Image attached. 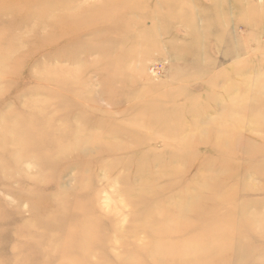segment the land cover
<instances>
[{"label": "rangeland", "instance_id": "374dc122", "mask_svg": "<svg viewBox=\"0 0 264 264\" xmlns=\"http://www.w3.org/2000/svg\"><path fill=\"white\" fill-rule=\"evenodd\" d=\"M37 1L21 3L41 6V15H29L42 27L38 31H32V23L24 26L28 20L25 13L13 19L0 12V136L7 137L18 126L12 133L24 125H35L37 118L47 113L46 108L57 111V117L65 121L67 116L59 103H49L53 94L60 93L65 102L69 101L72 117L66 125L58 121L53 124L60 133L64 129L70 132L51 136L50 140L61 145L52 156L64 163L55 167L48 181V170L40 171L39 165L42 146L51 142L48 138L38 142L37 154H22L14 142L10 146L16 147L18 159L6 171L9 175L0 178V264L46 261L33 248L25 249L26 243L39 234H45L39 241L42 247L58 245L66 238H48L52 230L56 232L57 224L48 228L45 223L38 225L54 214L52 202L43 205L42 200L34 214L32 202L19 197L36 181L44 183L38 184L40 194L71 192L70 203L76 193H83L81 205L102 215L99 231L108 237L126 230L127 248L133 251L137 245L164 237L161 232L148 234L144 230L134 237L129 235L135 231L134 221L142 224L151 210L156 217L170 215V222L175 224L185 221L186 228L192 221L198 223L195 240H201L206 250L215 249L217 241L208 239L215 228L214 216L195 221L198 217L192 212L206 190L215 192L211 197L217 200L226 199L232 189H240V182L247 181L251 191L225 200L247 203L230 208L232 215L227 216L239 232L223 241L236 246L220 254L227 261L219 257L215 261L264 264V183L256 173H250L246 179L223 186L208 170L209 163H220V155L203 141L194 142L198 137L208 138L205 130L208 132L211 125L226 126L217 119L232 98L240 97L244 90L250 98L257 94V88H264V0H45L40 5ZM76 5L79 9L74 10ZM86 7L90 14L82 15ZM75 12L72 23L60 24L64 14ZM52 18H59L57 25L49 23ZM20 20L21 25H15ZM153 95L160 100L149 102ZM165 104L167 107L162 106ZM28 108L34 111L33 116H27ZM151 110L159 112V120H146L152 116ZM78 112H84L93 127L78 122ZM10 115L15 116V122ZM25 115V121L20 122ZM123 129L129 133H121ZM113 130L120 133L115 135ZM238 130L241 144L250 140L258 144L264 139V131L247 122ZM90 136L95 137V143L87 142ZM107 147L111 153L104 151ZM129 155H137L138 163L128 164ZM5 163L0 161V165ZM137 170L141 171L140 178L133 176ZM166 174L171 179L156 182L158 176ZM241 189L245 190L243 186ZM156 195L164 201L149 207L146 201ZM72 210L65 224L72 222ZM226 211L220 208L217 214ZM244 220H250L248 227H242ZM23 222L32 226L30 233L17 235ZM152 224L157 225L153 218ZM182 234L179 238L188 244L191 233ZM97 241L107 243V238ZM122 249L115 242L92 253L88 260L107 264L110 255L115 264ZM52 252L56 254L45 256L53 258L52 264H85L78 260L82 258Z\"/></svg>", "mask_w": 264, "mask_h": 264}, {"label": "bare ground", "instance_id": "6f19581e", "mask_svg": "<svg viewBox=\"0 0 264 264\" xmlns=\"http://www.w3.org/2000/svg\"><path fill=\"white\" fill-rule=\"evenodd\" d=\"M25 0H0V12L2 14L5 13L8 17H18L21 14L28 15L27 23L24 22V26L30 25L31 23L34 24L33 30H41L40 24L35 20L34 18H37L39 15L43 13V10L41 9V6L38 5H31L21 2ZM45 0H38V4L44 2ZM2 2L4 5H2ZM44 5V4H43ZM70 9L72 7H69ZM67 8V9H69ZM3 9V10H2ZM79 9L77 5L75 6L74 10ZM88 7L83 8L82 11L83 14H90L88 12ZM37 14V15H36ZM29 15H36V17L31 18ZM64 19L60 21V24H69L72 23V18L77 16L75 13H69L64 14ZM69 18V19H68ZM14 19V18H13ZM58 19L52 18L50 22H52V25L58 24ZM88 20V19H84ZM58 21V22H57ZM16 22V21H15ZM20 22H16V24H20ZM26 24V25H25ZM21 25V24H20ZM47 40V38H43ZM54 39V38H53ZM68 88V87H67ZM63 92L65 90H62ZM243 91V95L241 94V99L238 98H232L230 101V104L226 106L225 112H222L220 117L217 119L218 122H222L226 124L224 127H218L219 124L211 125L207 130H205V133L210 134L208 138H194V142L203 141L204 144H207L212 148V152L220 155V163L216 162V164L210 165L208 164V170L209 174H213V177L215 178L219 177L222 181L223 186H227L230 183L236 182V180H243L246 179V177L250 173H256L260 179L262 184L264 183V139L259 142L258 144H254L252 142H247L245 144L240 143L241 134L239 132V128L242 125L243 122H247L252 128H254L257 131H264V88H257L255 91L257 92L256 95L252 97H248V92L245 93ZM62 94V93H60ZM60 94L53 96V99L49 101V103L52 105L55 104L57 106V103H59V107L64 114H66L67 119L65 121L60 118V116L57 117V111L52 109L46 108L47 112L44 116H35L37 118V123L33 126L30 125H24L21 129L18 131L11 130L6 137L0 136V161H6L5 164L0 165V178L6 174V171L9 169V166L16 165V160L18 159L17 153H16V147L12 148L10 147L13 142L14 145H17L20 147V152L22 154H37L39 153V143L42 142L45 138H48L49 144L48 146L43 145L44 148L42 152V157L39 159V165L42 167V169L48 170V178L49 180L50 176H52V171L55 169V167H58L57 165H62L64 163V160L61 159H55L54 156H56V153L59 151V147L56 145V142L51 139V136L57 135V126L56 124H53L55 121H58L59 123H63L66 125L67 123H70V118L72 117V114H70L71 109L69 108L68 103L69 101L64 100L63 96ZM160 96L153 95L149 102L152 103L154 100H160ZM245 101V102H244ZM238 102H244L242 105L235 106V103ZM48 103V104H49ZM144 105V104H143ZM158 105V106H157ZM161 104H152L151 107H160ZM234 105V106H233ZM166 106L167 105H162ZM77 109V108H76ZM152 116L147 117L146 120L148 121H155L159 120V112L155 110H151ZM84 112H78V117L76 118L78 122H86V124H89V127L91 126L90 122H88L86 116L83 114ZM34 111L29 110L28 108V115L27 116H33ZM25 117L20 119V122H24ZM154 116V117H153ZM12 117L13 122L16 121L15 116L10 115ZM60 123V124H61ZM177 123V122H176ZM145 126V125H144ZM247 126V125H246ZM61 127V126H59ZM93 127V126H91ZM14 128V127H13ZM149 129V128H147ZM61 135H68L70 130H60ZM115 132V130H113ZM121 133H129L128 130H121ZM115 132V135H118L120 133ZM153 133H156L153 131ZM6 137V138H5ZM1 138H5L3 141H1ZM258 139V138H257ZM39 142V143H38ZM87 142H96L95 137L90 136L88 138ZM192 142V141H191ZM188 142V143H191ZM55 144V146H54ZM82 146V145H81ZM111 146V145H110ZM61 148V147H60ZM104 149V148H103ZM102 149V150H103ZM10 152L9 155H4L3 153ZM104 151H107L108 153L112 152L111 147L105 148ZM85 152V151H84ZM58 155V154H57ZM130 156V155H129ZM127 157V163L128 164H137L139 161V158L137 155ZM53 157V159H52ZM62 157V156H61ZM65 157V156H63ZM76 158L77 155L75 156ZM242 159L241 162H236V159ZM147 163H149L148 159L146 158ZM124 164V163H123ZM146 170V168H144ZM150 171V170H149ZM173 170L170 168L168 172L171 174ZM243 171V172H242ZM43 172V171H42ZM140 172L137 170L136 175H133L135 178H140ZM154 175V174H153ZM161 175L157 177L156 182H162L163 180L169 178L171 179L168 174ZM124 182H127L128 180L126 177L122 179ZM237 180V181H238ZM44 184L43 182L36 181L34 186L30 187L27 191L19 193V197L22 199H27L28 201L32 202L31 209L33 210L34 214L38 212V204L41 203L42 200H44L43 205L46 203H53L54 207V214L51 216H47L43 221H39L38 225H43L45 223V227L48 228L49 224H57L59 226H56V232H52L50 234H47L48 238L50 239H56L58 240L59 235H65L66 238H64L58 245L47 246L42 247V245H39V241L44 239L45 234H39L36 238L33 239V241H29V244L26 243L24 246L25 249L28 247H31L35 250L36 255L40 258H43L46 261H43L42 259L37 264H52L53 258H45V256H53L54 252L52 250H55L57 252H61L64 256H75L82 259V262L85 264H91L94 263L90 260V255L94 252H99L102 248L107 249L108 246L114 245L115 242H119L120 247L123 248L122 252L118 254V256L115 258V264H210L211 260H214V264H216L217 261L215 259L219 257V259L223 261L225 260L220 254L223 252H228V250L234 248V246H228L224 241V237H232V235L238 234L239 230L235 225L230 221V219L227 218V216H231L232 213L229 212V209L232 207H245L247 203L244 204V202H238V201H228L225 200L228 198L235 197L236 199L241 196L242 194H245L249 190L248 186L250 183L247 181L245 183L240 182V189H232L230 192V196L226 199H215L216 197H211V194L215 193L212 192V190H206L207 192L201 196V201L199 204L196 205L197 209L194 210L192 213L198 217L195 221H199L200 219H208L214 216L213 219V225L215 228L212 233L209 234V240H216L217 245L215 246V249H209L206 250L205 245L203 242L199 239L195 240V237L197 234L195 231L200 229V225L195 222H191L189 226L186 228V222L183 219L184 224H175L173 222H170L172 220L170 215L163 216H155L157 214H153V210H151V214L148 215V217H145V222H142V224H137V220L134 221L133 227L135 228V231H129L130 236H135L136 233L140 230H144L148 234L152 233H158L161 232L163 234V238L156 237V241L149 240L146 244L143 245H137L133 250H130L131 248L129 244L130 242L126 243L128 240V235H125L124 233L127 232L126 230H122V232L116 231L113 233L112 236H104V232L101 230L99 231V226H101V220L102 215L94 214L92 210L85 209L83 205H81V200L84 197L83 193H76V198L74 199V202H69L71 192L63 191L60 194L56 193H48L45 194L44 192L40 194L38 192V184ZM213 183L212 181H209L208 184ZM207 184V185H208ZM241 186L244 187L245 190L241 189ZM128 190V189H127ZM243 190V191H242ZM217 193V192H216ZM60 195H63V197H60ZM61 198H64V200H60ZM73 200V199H72ZM71 200V201H72ZM146 201V204L151 207L153 204L158 202L159 204L164 201V199L161 197V195H156L151 198H149ZM180 201L182 203H187L185 198H181ZM222 201V202H221ZM131 203H134V201L131 199ZM157 203V204H158ZM188 205V204H187ZM186 205V206H187ZM67 206V207H66ZM69 206V207H68ZM137 209L139 208L136 206ZM221 208L227 210L226 212L222 214H217V211H219ZM69 209H73L72 212L75 214L74 218L72 219L71 223H64L65 218L69 216ZM84 209V210H83ZM232 211V210H230ZM180 217H183L182 215ZM152 218L154 219V223L152 224ZM225 219L229 220L226 221ZM59 221L63 222L64 226L62 224H59ZM149 220V221H148ZM218 224V225H217ZM250 224V220L242 221V227H248ZM32 226L30 223L23 222L21 223V226L16 230V234H29ZM141 228V229H140ZM183 233L182 235H189L191 233L190 240L194 243H191V241L188 242V244L184 243L183 239H180L179 235ZM177 239H176V238ZM107 238V243L100 244L97 240L103 239L105 241ZM94 241H96L98 244H95ZM186 241V240H185ZM197 242L198 246L195 244ZM133 246V245H132ZM19 248V247H18ZM19 249H23L19 248ZM128 250V251H127ZM202 250H204L203 253ZM216 252V253H215ZM107 264H113V260L111 259L110 255L106 257ZM30 262V261H29ZM75 261L67 262L65 264H73ZM148 262V263H147ZM33 261L31 262V264ZM34 263L36 261L34 260ZM102 262H96L95 264H101ZM226 264V262L224 263ZM227 264H229L227 262Z\"/></svg>", "mask_w": 264, "mask_h": 264}]
</instances>
